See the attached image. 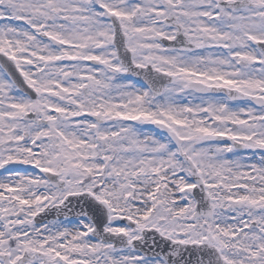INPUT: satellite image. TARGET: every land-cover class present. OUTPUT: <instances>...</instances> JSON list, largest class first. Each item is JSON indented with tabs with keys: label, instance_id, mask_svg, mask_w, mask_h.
Segmentation results:
<instances>
[{
	"label": "snow or ice",
	"instance_id": "obj_1",
	"mask_svg": "<svg viewBox=\"0 0 264 264\" xmlns=\"http://www.w3.org/2000/svg\"><path fill=\"white\" fill-rule=\"evenodd\" d=\"M0 170V264H264V0H0Z\"/></svg>",
	"mask_w": 264,
	"mask_h": 264
},
{
	"label": "water",
	"instance_id": "obj_2",
	"mask_svg": "<svg viewBox=\"0 0 264 264\" xmlns=\"http://www.w3.org/2000/svg\"><path fill=\"white\" fill-rule=\"evenodd\" d=\"M18 75V74H17ZM160 83H166V81H161ZM78 211V207L76 209ZM47 211V210H46ZM42 216L44 214H41ZM69 217H72V218H78L76 215H75V212H73ZM57 219V214L55 213V211H51V212H48V215H47V220H52V219ZM61 218H64L63 216H60L59 219ZM38 220L40 219V217L37 218Z\"/></svg>",
	"mask_w": 264,
	"mask_h": 264
},
{
	"label": "rangeland",
	"instance_id": "obj_3",
	"mask_svg": "<svg viewBox=\"0 0 264 264\" xmlns=\"http://www.w3.org/2000/svg\"><path fill=\"white\" fill-rule=\"evenodd\" d=\"M152 129H154V126L153 125L145 126V130H152ZM15 167H17L20 170H24L25 168H30V166H21V165H17ZM0 173H2V170H0ZM55 219H52V220H55ZM76 220L77 219L73 220V224L75 223Z\"/></svg>",
	"mask_w": 264,
	"mask_h": 264
},
{
	"label": "flooded vegetation",
	"instance_id": "obj_4",
	"mask_svg": "<svg viewBox=\"0 0 264 264\" xmlns=\"http://www.w3.org/2000/svg\"><path fill=\"white\" fill-rule=\"evenodd\" d=\"M133 79H134V82L137 81L135 78H133ZM138 86H143V85L138 82Z\"/></svg>",
	"mask_w": 264,
	"mask_h": 264
}]
</instances>
